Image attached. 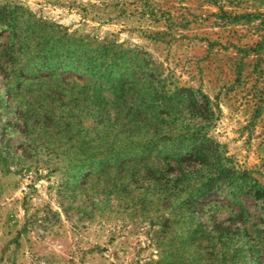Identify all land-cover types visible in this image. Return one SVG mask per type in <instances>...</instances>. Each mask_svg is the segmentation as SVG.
<instances>
[{
  "label": "rangeland",
  "instance_id": "rangeland-1",
  "mask_svg": "<svg viewBox=\"0 0 264 264\" xmlns=\"http://www.w3.org/2000/svg\"><path fill=\"white\" fill-rule=\"evenodd\" d=\"M260 13L0 0V264H264Z\"/></svg>",
  "mask_w": 264,
  "mask_h": 264
},
{
  "label": "trees",
  "instance_id": "trees-1",
  "mask_svg": "<svg viewBox=\"0 0 264 264\" xmlns=\"http://www.w3.org/2000/svg\"><path fill=\"white\" fill-rule=\"evenodd\" d=\"M16 21L17 20L12 16V12H9L8 10H5V9H1V25L5 26L6 28L11 29L12 31H14L16 29V27H15ZM127 61L130 62L129 60H127ZM132 65L133 64H131L129 66H132ZM129 66L125 65V67H129ZM84 75L88 76L87 74H83V76ZM89 76L92 77V76H98V75L96 73L91 72ZM134 81H137V83H138V80H136V79L130 80V74L125 73L120 78L114 79V81L112 82V85L115 87V89L122 91L124 93L126 91L131 90V89H128V87H132ZM154 82H155L154 84H157V82L155 80H154ZM151 84H153V83L147 82V85H151ZM143 85H144V83H143ZM147 90L149 91V89H147ZM183 92L186 93V92H190V91L179 90L175 93H176V95L178 94L179 96H181L180 93H183ZM163 93H164V91L162 89H160V91H158V92L156 91L155 93H151V96H153V98L152 99L150 98L149 100L153 103L154 107L159 108V106L162 105L161 101L163 99L161 100V96L163 95ZM176 95H174V96H176ZM157 115H159V113H157ZM157 115H156V117H157ZM185 157L190 158L191 154L187 153V155Z\"/></svg>",
  "mask_w": 264,
  "mask_h": 264
},
{
  "label": "crops",
  "instance_id": "crops-1",
  "mask_svg": "<svg viewBox=\"0 0 264 264\" xmlns=\"http://www.w3.org/2000/svg\"><path fill=\"white\" fill-rule=\"evenodd\" d=\"M255 2L260 5V9H263L264 12V0H255ZM260 18L261 19L264 18V13H260Z\"/></svg>",
  "mask_w": 264,
  "mask_h": 264
}]
</instances>
